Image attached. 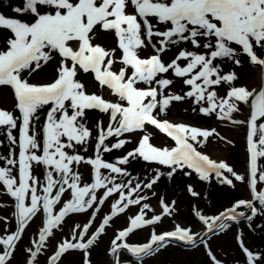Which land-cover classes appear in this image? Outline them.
<instances>
[{
	"label": "snow or ice",
	"instance_id": "obj_1",
	"mask_svg": "<svg viewBox=\"0 0 264 264\" xmlns=\"http://www.w3.org/2000/svg\"><path fill=\"white\" fill-rule=\"evenodd\" d=\"M12 11L27 19L0 13V30H3L0 31V86L11 88L19 113L17 116L0 109V132L6 133L9 144L19 150L18 157L12 151L8 157L0 156L5 165L0 167V186L3 194L14 201L17 222L14 232L0 236L3 247L0 264H9L28 222L41 209L47 219L39 239L33 242L35 250L29 249L28 264H35L46 238L65 216L86 212L98 201L92 215L94 219L99 206L118 193L111 213L104 217L96 232L85 240L92 220L83 226L78 236L76 229L80 226L77 225L72 233L75 243L69 240L61 243L49 258V264H59L61 256L69 250H82L87 257L88 250L109 222L129 206L140 205L147 199L139 193L142 188L151 189L159 178L157 176L143 186L133 184L131 179L127 183H117L116 176H129L121 166L128 164L130 159L142 158L146 162L165 165L172 172L187 167L197 172L201 180H208L214 173L220 183L230 186H234L233 179L225 173L235 181L243 182L245 177L235 173L227 163L213 161L194 147V143L203 146L215 130L160 119L173 101L189 99L193 104L201 105L199 112L205 116L214 114L217 119L233 125L246 123L248 183L253 198L237 201L213 217H205L197 211L196 216L206 226L203 236L177 225L171 232H153L148 243L132 246L125 242L130 233L162 219L159 215L145 219V210L151 209L148 204H143L140 213L130 218L129 227L119 231L111 241L110 254L116 258V264H119L122 250L139 264L144 257L173 240L191 247L203 244L207 248L204 237L226 231L230 227L227 221L243 218L251 222L258 215H264V187L258 188V184L264 185V165L258 163L264 158V83L259 90L251 91L234 86L238 74L234 71L224 73L221 68L225 61L239 67L240 56L245 55L251 65L259 66L264 81V58L257 53V49H264V0H22ZM97 26L114 34L121 53L119 60L115 56L116 49L108 50L93 43ZM4 31L8 34L4 35ZM180 44L190 45L191 50L181 48L175 58L166 63L163 54ZM149 46L154 54L142 58L139 50ZM56 55L61 59L54 81L42 85L29 83L24 73L31 76ZM117 62L121 67L113 70ZM79 72L92 74L99 86L110 90L117 100L106 101L95 93L88 94L85 85L77 79ZM169 72L189 89L183 95L166 92L174 84L173 79L165 76ZM225 84L229 89L224 97H220L216 89ZM241 103L250 109L247 121L233 118V113L240 111ZM45 106H49L46 120L38 128L39 111ZM92 109L107 114L109 124L106 130L98 125L94 158H86L79 154L78 148L87 151L91 131L82 121L85 110ZM147 125L169 137L174 146L158 148L150 143ZM17 128L18 140L13 135ZM136 132L145 134L134 149L115 163L103 159V153L121 149L130 142L121 137ZM111 137H115L116 142L109 145L106 141ZM81 164L91 166L92 183L82 185L77 170ZM37 166L44 170L43 179L34 174ZM13 169L18 170V177L13 175ZM102 170H107L109 175ZM101 189L103 196L98 199L96 193ZM69 190L71 199L54 214V206ZM189 191L193 196L197 195L191 188ZM161 205L163 215H171L172 208L163 200ZM240 208L248 209L250 214L238 211ZM0 219L7 223V218ZM240 245L247 264H260V255L244 248L242 240ZM208 254L214 264H220L210 250ZM85 264H88L87 259Z\"/></svg>",
	"mask_w": 264,
	"mask_h": 264
},
{
	"label": "rangeland",
	"instance_id": "obj_2",
	"mask_svg": "<svg viewBox=\"0 0 264 264\" xmlns=\"http://www.w3.org/2000/svg\"><path fill=\"white\" fill-rule=\"evenodd\" d=\"M22 0H0V13L6 17H14L26 20L27 17L20 16L12 11L15 6H20ZM132 11L131 8L128 9ZM152 23H156L155 20ZM162 29L163 26L158 25ZM3 31V30H0ZM4 35L8 33L3 32ZM155 39V38H154ZM94 44H99L105 49H116L115 56L117 60L120 57V50L117 48V42L114 34L103 31L99 26L94 30ZM76 45L73 44V47ZM237 47V46H234ZM181 48L191 50L190 45L180 44L172 46L169 51L163 54V60L171 62L178 54ZM239 51V49L237 48ZM258 55L263 54L262 49H257ZM142 57L154 54L151 46L139 50ZM61 58L56 55L48 64L42 66L38 71L31 76L24 73L26 79L31 84H48L54 81L57 76V68L59 67V60ZM241 65L236 67L232 62L225 61L221 63V68L224 73L236 72L238 79L234 82V86L246 87L249 91L253 89L258 90L260 70L251 65L245 55L240 56ZM183 64V61H181ZM121 65L117 62L113 66V70H118ZM130 74V73H129ZM169 79L174 80V84L169 89L173 94H180L189 90L180 79L172 76L171 72L165 74ZM77 79L85 85L88 94L95 93L102 96L106 101L115 102L117 98L113 96L107 88H101L98 82L95 81L92 74H85L79 72ZM138 87H145L138 85ZM229 89L228 85H222L216 89L218 96L224 97ZM201 105L193 104L192 100L186 99L183 101H173L166 110V114L160 119L168 120L173 124H185L199 129L215 130L212 137L203 143V146L194 143V147L199 152L207 155L211 160L216 162H225L233 168L235 173L245 177L243 182L235 181L230 174L225 173L230 179H233L234 186L222 184L219 182L215 174H211L208 180H201L199 174L187 167L177 168L174 172L165 165L150 163L144 161L142 158L130 159V162L121 167L129 173V176H116L117 183H127L129 179L133 184L140 183L142 186L150 182L153 178L159 177L157 182L151 189L142 188L139 195L146 196L147 199L142 200L140 205L129 206L122 214L115 216L109 224L105 227L104 233L99 236L95 244L88 250V255L82 250H69L64 253L59 264H85L87 259L88 264H112V260L116 259L110 254L111 241L115 238L117 233L129 227L130 218L135 217L140 213L143 204H148L151 211L145 210V219L163 213L161 200L167 203L172 208L171 215H163L161 221L147 228H139L134 230L126 238V242L131 244L142 245L150 240L151 234L173 231L178 225L181 228L190 229L193 234L203 236L206 228L204 223L196 216L198 211L205 217H213L219 215L221 212L231 208L237 201L252 200V193L247 182L246 173V154H245V123L233 125L229 121L217 119L216 115L205 116L199 112ZM240 111L233 113V118L240 121H246L250 115V109L241 103L239 105ZM0 109L13 112L19 115L15 109L14 94L10 87L0 86ZM49 106H45L39 111V120L37 127H42L46 120ZM86 127L91 131V139L87 145V151L83 148H78L80 155L86 158H94V151L96 139L98 136V125L105 130L109 124V116L101 113L98 110H85V118L82 121ZM146 133L150 134V143L158 148L173 147L174 142L161 134L154 126H146ZM145 133L125 134L121 139L130 141L125 146L118 150H113L108 153H103V159L110 163H115L118 158L126 155L127 152L134 149L138 141ZM13 135L19 138V130L14 129ZM203 140V138H199ZM116 142L115 137L109 138L106 143L111 145ZM12 151L15 157H18V148L15 145H10L6 139V133L0 132V156L8 157L9 152ZM260 165H264V158L258 161ZM5 166L4 161H0V167ZM82 177V185L90 184L93 181V171L91 166L81 164L77 169ZM105 175H109L107 170H102ZM172 172L171 175L169 173ZM34 174L43 179L44 170L42 167H35ZM13 175L18 177V170L13 169ZM115 175V174H113ZM264 187L259 185L258 188ZM189 188L192 189L196 196H193ZM103 189L98 190L96 195L98 199L103 196ZM119 198V194H113L109 197L92 220L91 226L85 236V240L90 238L101 225L103 218L107 213H111L112 204ZM135 198V197H133ZM71 199L70 190L65 192L58 204L54 206V214L58 213L63 207V204ZM98 204V201H97ZM93 208L83 213H71L64 217L62 223L57 228L52 230V234L45 240L44 246L36 257L35 264H49L48 257L53 256L58 249V246L65 240H72L73 229L77 225V236L79 231L83 229L84 224L92 217ZM259 207L258 204H256ZM238 211L245 212L249 215L248 209L240 208ZM14 201L7 195L3 194V188L0 186V217L7 218V223L4 219H0V236L11 234L17 228L15 218ZM42 209L38 212L27 224L22 233L21 239L17 242L13 255L9 264H27L30 259L29 249L33 248V242L39 239L40 230L44 226L46 220ZM241 218L237 224H231L227 221L230 227L219 234L209 233L204 239L208 243V250L203 248V244L197 247L184 248L174 243L169 242L165 247L160 248L159 251L152 255L146 256L141 264H214V261L209 256V250L220 264H247L246 255L241 248L240 240L243 242L244 248L250 252L260 255L262 260L260 264H264V215H258L251 222H244ZM7 230V232H6ZM240 237V240L237 237ZM119 243V242H118ZM3 247L0 246V253ZM119 264H138L134 262L126 254L121 251L119 254ZM139 263V264H140Z\"/></svg>",
	"mask_w": 264,
	"mask_h": 264
},
{
	"label": "bare ground",
	"instance_id": "obj_3",
	"mask_svg": "<svg viewBox=\"0 0 264 264\" xmlns=\"http://www.w3.org/2000/svg\"><path fill=\"white\" fill-rule=\"evenodd\" d=\"M260 79H259V82H258V90H259V88L261 87V84H262V80H261V75H260V77H259ZM145 228H147V227H145ZM145 258V257H144Z\"/></svg>",
	"mask_w": 264,
	"mask_h": 264
}]
</instances>
